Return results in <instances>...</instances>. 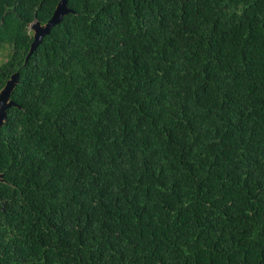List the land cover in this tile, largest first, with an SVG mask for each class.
I'll return each instance as SVG.
<instances>
[{"label": "trees", "instance_id": "16d2710c", "mask_svg": "<svg viewBox=\"0 0 264 264\" xmlns=\"http://www.w3.org/2000/svg\"><path fill=\"white\" fill-rule=\"evenodd\" d=\"M0 0V264H264V0Z\"/></svg>", "mask_w": 264, "mask_h": 264}, {"label": "water", "instance_id": "95a60500", "mask_svg": "<svg viewBox=\"0 0 264 264\" xmlns=\"http://www.w3.org/2000/svg\"><path fill=\"white\" fill-rule=\"evenodd\" d=\"M71 12L72 11L67 7V0H61L45 25L36 22L30 26V30L33 32V41L25 58V62L28 61L36 48L42 43V40L49 35L52 28L59 25L63 18ZM18 78L19 76L17 73L13 74L6 82L5 86L0 90V129L7 120V111L15 106L14 102L11 100V94L18 83ZM1 180L2 176L0 175V181Z\"/></svg>", "mask_w": 264, "mask_h": 264}, {"label": "rangeland", "instance_id": "374dc122", "mask_svg": "<svg viewBox=\"0 0 264 264\" xmlns=\"http://www.w3.org/2000/svg\"><path fill=\"white\" fill-rule=\"evenodd\" d=\"M32 32V31H31ZM7 56H8V49H5L3 50L1 53H0V65H2L6 59H7Z\"/></svg>", "mask_w": 264, "mask_h": 264}]
</instances>
